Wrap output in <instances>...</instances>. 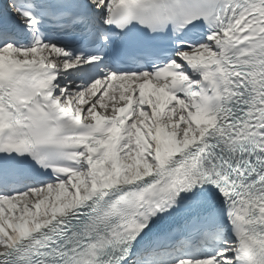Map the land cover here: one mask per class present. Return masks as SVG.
Here are the masks:
<instances>
[{"label":"snow or ice","instance_id":"obj_1","mask_svg":"<svg viewBox=\"0 0 264 264\" xmlns=\"http://www.w3.org/2000/svg\"><path fill=\"white\" fill-rule=\"evenodd\" d=\"M0 264H264V0H2Z\"/></svg>","mask_w":264,"mask_h":264}]
</instances>
